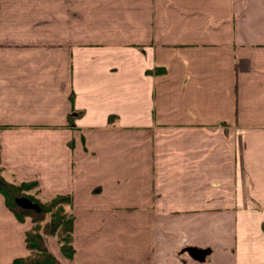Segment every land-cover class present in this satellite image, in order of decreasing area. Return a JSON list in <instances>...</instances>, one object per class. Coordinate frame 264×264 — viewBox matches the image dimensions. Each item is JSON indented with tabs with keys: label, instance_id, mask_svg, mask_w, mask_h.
<instances>
[{
	"label": "crops",
	"instance_id": "0c3cea01",
	"mask_svg": "<svg viewBox=\"0 0 264 264\" xmlns=\"http://www.w3.org/2000/svg\"><path fill=\"white\" fill-rule=\"evenodd\" d=\"M0 173L72 197L63 264H264V0H0Z\"/></svg>",
	"mask_w": 264,
	"mask_h": 264
},
{
	"label": "trees",
	"instance_id": "16d2710c",
	"mask_svg": "<svg viewBox=\"0 0 264 264\" xmlns=\"http://www.w3.org/2000/svg\"><path fill=\"white\" fill-rule=\"evenodd\" d=\"M38 181L11 182L0 173V192L6 206L18 221L31 218L32 225L26 231L25 242L28 253L14 259V264H62L49 250L47 236H55L60 244L63 256L73 258L72 245L73 214L70 211L72 197L66 194L51 196L42 200L37 196ZM27 197L38 205V210L19 205L17 199Z\"/></svg>",
	"mask_w": 264,
	"mask_h": 264
},
{
	"label": "water",
	"instance_id": "95a60500",
	"mask_svg": "<svg viewBox=\"0 0 264 264\" xmlns=\"http://www.w3.org/2000/svg\"><path fill=\"white\" fill-rule=\"evenodd\" d=\"M17 203L23 207L32 208L38 210V205L34 202H32L27 197H21L17 199ZM190 252L193 256L198 257L199 259L204 258L206 255L205 250H198V249H190Z\"/></svg>",
	"mask_w": 264,
	"mask_h": 264
},
{
	"label": "rangeland",
	"instance_id": "374dc122",
	"mask_svg": "<svg viewBox=\"0 0 264 264\" xmlns=\"http://www.w3.org/2000/svg\"><path fill=\"white\" fill-rule=\"evenodd\" d=\"M54 237H55V236H54ZM55 238H56V237H55ZM50 239H51V238H49V241H50ZM57 243L59 244L58 240H57ZM51 253H52V251H51ZM52 254L54 255V253H52ZM62 264H63V263H62Z\"/></svg>",
	"mask_w": 264,
	"mask_h": 264
}]
</instances>
